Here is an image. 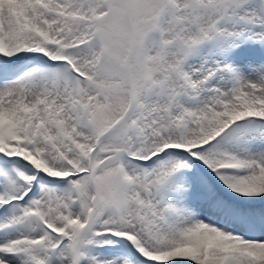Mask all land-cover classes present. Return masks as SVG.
I'll list each match as a JSON object with an SVG mask.
<instances>
[{"label": "snow or ice", "instance_id": "obj_1", "mask_svg": "<svg viewBox=\"0 0 264 264\" xmlns=\"http://www.w3.org/2000/svg\"><path fill=\"white\" fill-rule=\"evenodd\" d=\"M0 264H264V0H0Z\"/></svg>", "mask_w": 264, "mask_h": 264}]
</instances>
